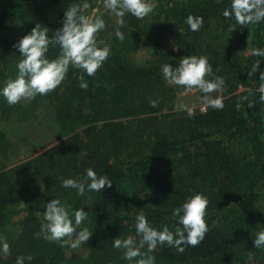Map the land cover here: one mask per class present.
<instances>
[{
	"label": "trees",
	"instance_id": "trees-1",
	"mask_svg": "<svg viewBox=\"0 0 264 264\" xmlns=\"http://www.w3.org/2000/svg\"><path fill=\"white\" fill-rule=\"evenodd\" d=\"M22 1L0 0L1 50L11 49L10 34L19 33L23 37L37 23L44 22L35 14L19 10ZM153 1L165 8L159 7L164 11L163 22L156 20L153 30L131 14L125 16L121 28L125 39L121 42L116 37L107 43L112 54L104 66L94 77L73 69L57 96L55 119L64 139L15 171L31 185L52 184L43 201L32 203L24 199L10 175L0 172V228L7 230L8 238L13 228L18 232L8 241L11 255L6 258L7 263H14L17 256L32 255L34 259L26 260L25 264H135V260L123 259L124 251L114 248L113 240L133 236L138 242L135 225L141 212L156 229L162 230L166 224L175 231L180 225L172 218L173 209L193 194L203 193L210 200L206 218L210 230L205 239L198 247L183 245V254L166 244L158 245L150 253L156 264H264V248L254 245L257 232L264 231V223H247L244 219L245 214L264 204V105L257 103L248 108V101L242 99L249 95V90L250 100L258 98L259 72L248 74L257 60H261L260 71H264V58L251 54L253 48H264V23L238 27L249 55L233 60L227 50L220 53L209 45L199 44L212 24L233 22L236 27L234 19L222 15L231 0ZM189 15L204 18L200 31L190 30L185 22ZM113 17L114 21L108 23L115 33L117 25ZM47 28L52 37L61 27ZM157 31L168 34L178 44L182 38H188L184 56H207L214 72L217 67L220 69L215 74L226 82L222 92L225 107L223 110L209 107L204 113L194 112L192 117L187 114L173 117L144 134L139 130L141 126L127 127L116 120L137 115L151 120L163 110L173 111L174 92L184 90L168 85L161 73L162 65L176 67L183 56L169 50L160 51L148 66L129 61L128 53L137 51L142 39L156 38ZM160 47V41L154 39V48ZM59 52V45H50L47 57L55 59ZM13 55L17 62L22 59L19 50ZM3 62L7 64V60ZM2 75L4 69L0 68ZM80 75L88 83L87 90L79 86ZM150 100H159V106L151 107ZM237 103L241 104L239 111ZM98 123H102L101 129H97ZM233 141H240L247 150L245 162L241 163L229 149L228 144ZM6 146L0 132V154ZM155 165L164 171L159 168L153 171ZM88 168L106 175L112 180V187L106 186L102 192L86 190L84 196H79L75 189L62 186V178L79 179ZM122 185L131 192L121 191ZM118 196L123 201H117ZM57 198L70 213L81 208L88 213L87 228L92 236L77 249L62 246V241L50 243L36 235L45 222L43 212L47 203ZM15 217L19 218L14 222ZM142 251H147V246Z\"/></svg>",
	"mask_w": 264,
	"mask_h": 264
},
{
	"label": "clouds",
	"instance_id": "clouds-1",
	"mask_svg": "<svg viewBox=\"0 0 264 264\" xmlns=\"http://www.w3.org/2000/svg\"><path fill=\"white\" fill-rule=\"evenodd\" d=\"M104 8L115 16L117 25L115 36L123 42L125 39L121 28L125 25V16L131 14L139 20H143L154 12L157 5L152 0H103ZM92 8L88 0L82 4H73L65 11L62 27L57 29L52 37H49L47 27L37 23L31 32L23 36L15 48L21 53L22 59L17 63L18 73L15 79L5 81L0 95L10 105L19 104L21 101H29L37 96H46L54 92L66 80L70 66L89 77H94L104 66L111 53V45L104 41H98V35L106 29V22L98 15H85L86 10ZM93 9V13H95ZM225 19H234L241 28L248 25L264 23V0H231L230 7L222 12ZM186 24L193 32H198L204 25L202 16L189 15ZM50 45H59L60 52L57 58L49 59L47 52ZM100 45H103L102 47ZM178 50V49H177ZM251 54L264 58V48H253ZM261 60H257L248 75H256L259 72L261 83L256 89L258 98L250 100L252 95L242 99L248 101V108H253L257 103L264 105V71H260ZM220 69H213L209 58L204 55H186L181 57L179 64L173 67L164 64L161 67L162 77L168 85L179 86L184 89V95L201 92V102L216 110L225 107L224 97L213 93H222L225 90V79L216 75ZM79 86L87 90L88 83L84 75L79 76ZM151 107L159 106V100H150ZM237 110L241 104L237 103ZM176 111H185L189 117L194 116V109L185 104L175 107ZM64 188H72L77 195L84 196L87 191L102 192L105 187H112V180L106 175H98L93 168L86 169V174L79 178H62ZM210 200L203 193H195L190 196L180 207L173 209L172 218L177 221L175 231L165 224L162 230L153 227L147 217L141 212L136 216V233L140 237L128 236L121 240L115 238L113 247L124 249L123 259L135 260V264H156V258L150 253L154 252L158 245L174 247L183 254V245L198 247L209 232L207 223L208 207ZM88 213L83 208L74 212L61 203L60 199H51L43 212L44 223L41 231L36 235L42 236L50 242H63L62 246L77 249L81 244L87 243L92 233L87 227L81 229V225L87 219ZM182 226V227H181ZM77 229L79 232L77 233ZM255 248H264V231H259L254 239ZM147 246V251L142 249ZM5 257L11 255L9 243L5 240L2 249ZM139 259H136L138 258ZM251 259V256L249 257ZM32 255L17 256L15 264L31 262Z\"/></svg>",
	"mask_w": 264,
	"mask_h": 264
},
{
	"label": "rangeland",
	"instance_id": "rangeland-1",
	"mask_svg": "<svg viewBox=\"0 0 264 264\" xmlns=\"http://www.w3.org/2000/svg\"><path fill=\"white\" fill-rule=\"evenodd\" d=\"M178 3L185 2L186 0H174ZM84 0H68L65 3L64 0H23L19 10L27 11L29 14H35L37 18L41 21L42 18L44 22L42 25L44 27L58 26L62 27V21L64 19L65 11L67 8L71 7L73 4H82ZM92 4V8L86 10L85 15H98L103 18L106 22V29L102 30L98 35V41L102 40L106 44L113 41L116 36L115 33L111 31L108 21H114L113 15L104 8L103 0H88ZM152 2H154L152 0ZM57 3V4H56ZM157 7L154 12L149 16L141 20V24L146 28H155L156 20L158 23L163 22V14L165 10L164 6H159L154 2ZM95 9V13H93ZM45 16V17H44ZM232 22L231 24H226L224 22L218 24H212L210 31L205 34L202 40L199 42L200 45H209L213 49H216L220 53H224L227 50L229 57L234 59H245L249 55L248 46L246 41L240 36L241 31L239 30V25ZM236 28L238 30H236ZM154 32V31H153ZM158 35L156 38L141 40L137 51L128 53L129 61L140 65L148 66L151 62L157 59L160 51L171 50L179 56H184L187 51L184 45L188 44V38H182L180 43H176L172 37L168 34L161 33L157 31ZM10 34L13 39L10 40L11 49L4 48L0 49V68L4 69V75L0 76V90L4 87V83L9 78L15 79L18 73L16 67L17 60L13 55L15 51L18 50L14 47L15 44L22 38L19 33ZM154 39H158L161 43L159 50L154 48ZM103 46V45H100ZM178 49V50H177ZM13 50V51H12ZM7 60V64L3 62ZM70 66L69 73L73 70ZM68 73V75H69ZM68 76L66 80L58 87L54 92L49 93L46 96H37L33 100L21 101L19 104L10 106L4 97L0 95V132L4 135L7 141V146L0 154V172H7L10 178L19 187L22 196L29 202L41 203L43 198L47 196L52 190V184L41 182L40 184L31 185L27 178L18 175L15 171L23 163L32 160L50 148L58 145L64 138L61 134L60 124L55 119L54 106L56 104V99L58 94L64 89ZM241 90V88H240ZM184 90L175 91L172 99L174 110H163L161 113L152 117L151 120H143L146 117L142 115H137L132 118H125L116 120L122 122L127 127L131 125L141 126L139 130L144 134H149L155 128L166 124L171 118H180L182 115L187 114L185 111H176L175 107L180 104L188 105L194 109V112L204 113L208 110V106L201 102V97L204 95L201 92H196L195 94L184 95ZM213 96L220 95L225 96L223 93H213ZM188 115V114H187ZM97 129L102 128V123H98ZM142 134V133H141ZM228 147L232 152L239 157L241 163L247 160L248 152L244 145L240 141H233L228 144ZM164 171V168L160 165H155V169ZM262 181L264 182V175L262 176ZM121 191H127L126 186L122 185L119 187ZM117 201H123V199L118 196ZM118 203V202H116ZM19 217H15L13 220H17ZM245 222L253 224H263L264 223V204L259 206L255 212H250L244 215ZM89 219L87 218L81 225V229L89 226ZM13 233H11L8 238L7 230L4 227L0 228V249H2V244L6 240L10 241L11 238H15L16 228H13ZM79 229H77V233ZM45 240V239H44ZM48 241V240H46ZM50 242V241H49ZM52 243V242H50ZM54 243V242H53ZM124 251V249H119ZM6 258L2 251H0V264H9L6 262ZM10 264H15L10 263ZM129 264H131L129 262Z\"/></svg>",
	"mask_w": 264,
	"mask_h": 264
}]
</instances>
